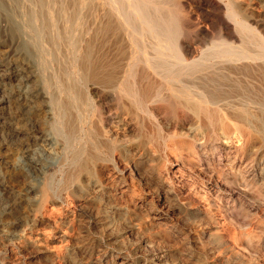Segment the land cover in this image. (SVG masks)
I'll use <instances>...</instances> for the list:
<instances>
[{
  "label": "bare ground",
  "instance_id": "obj_1",
  "mask_svg": "<svg viewBox=\"0 0 264 264\" xmlns=\"http://www.w3.org/2000/svg\"><path fill=\"white\" fill-rule=\"evenodd\" d=\"M78 1L80 4L78 3ZM78 1L77 3L80 6H77L79 7L77 8L78 11L77 9H75L77 11V15H75L76 13L74 14L76 18H73V20L74 19L76 20L78 18V21H80V19L83 18L82 14L84 15V12L92 8V10L96 12L97 25L99 27L103 26L102 29H105L106 31H108V33H110L109 34L110 37L107 36L106 34V36L109 37L108 42L109 41L111 42L113 38H117V37L131 38L134 35V37L135 36L138 37L137 40L140 39L139 41L135 40L137 43L140 41L145 43V44L143 43L144 46L141 45V43H138L141 45V47H144L143 48L144 50L142 49L144 51V54H146L149 51V49H151L153 56L148 57L145 55L144 67L145 65H148V67L152 68L154 72L160 77L159 85L162 87V89L166 88L170 93V96L168 98L165 97L162 99L163 104L160 105L159 110L163 109V111L164 112L166 111L167 113L175 112L174 114L175 116H177V119H178V116L180 118L185 117V115L188 114L187 110H189L191 113H193V115H195V117L199 121H202L201 124L204 123V125H207L208 127H210L211 131L210 130L209 131L212 134V138L214 142L212 149L214 151L212 150L213 152L206 158V161L204 162L202 161L203 156L205 157L207 153L203 143L199 142L194 137H191L190 136L191 132L190 133L183 132L186 135H183V134L177 135L178 139L176 140V145H177V148L179 149L178 153L181 152L180 154H182L184 151L187 150V152L194 154L199 159V162H198L199 164L198 163L197 164L202 168V170L204 169L206 170V172H209V174H211L213 181H214V185L217 187V190H221L220 187L222 186H228L231 188L230 195L234 196L233 200L231 199L230 201H228L230 203L228 202L222 203L221 201L223 200H221L218 203L216 202V198H219L221 196L218 195L217 193V195L215 194L216 198L212 199L213 201L210 206V209L211 210L214 209L213 211H215V209H217V211L218 209H221L219 211H222L223 209L225 213V218L228 219L231 217L230 220L239 227H241L243 224H246L244 223L245 220L244 222H243V219H241L242 221H240L238 220V217H237L238 215H241L244 217V215L247 213V212L246 213L244 212L245 209H243L244 207L239 202H242L240 199L244 197L247 192H249L248 189L249 190L251 189V192H254V190L255 191L259 190L260 192V189L257 188V187H260V183H258L259 186H256V183H254V181L256 179H259L264 182V160H257L258 163L252 173V177H254L255 180L250 179L251 178V177L249 178L250 173L243 172V170L241 169V166L244 163V154L245 152L247 153L246 151L247 148L252 143V140H254L255 135L259 133V131L257 130L258 128L256 129L252 124L253 118L254 119L259 118L260 120L262 119L263 120L262 122L264 123V98H259V99L255 98L256 100H252L253 98H248L247 96H244L247 98H243L245 100H243L242 103L236 104L235 103L236 101L233 103L226 102V105H222L225 107H222L218 105V101L223 98L220 99L221 93L220 94L218 93L219 91L224 90L223 86L226 84V81L228 80V78H231L233 76L232 75L233 73L241 72L243 74V73L252 72L255 74V72H257L258 75H260L261 77L264 76V12L260 13L259 11V13L256 14L255 10L252 12L250 8H248L249 10L248 12H246L247 10L245 9V13L250 14V17L247 16L249 17L248 21L245 22L242 20L245 17L241 15V12L243 11H241L242 9L240 10L239 9L240 7L237 6V0H221V2H218L216 0H200L199 2H195L194 4H195L196 9L200 10L206 18L212 21L215 15L218 17L219 20L221 19V21H223V26L221 24V27H223V34L221 33L222 37L219 40L215 41V43L213 42L214 45H212V48L209 47L210 48L209 52L207 51L200 58L194 59L193 58L194 53L197 52L196 45H194V42L190 40V35H191L190 32H191V29H193L192 27L194 26L193 20H192L193 18L190 12L188 13L190 9L188 11L185 10L186 8L184 7L185 5L184 0H172V1L171 0H78ZM70 5H68V7ZM68 7L66 8V0H0V119L2 121L5 120L6 118H8V120L9 118L11 119L8 122L5 120L7 123L3 121V123L5 124L3 126H0V133L6 136L4 138V141H0V244L1 243L3 244L5 241H8V240L12 241L13 239H18L19 243L24 245V247L25 246H30L34 248L36 247L39 251L43 253H47V254L54 253L57 257H61L64 253V250L62 249L64 247L60 246V243L63 242L62 244L63 246L66 242H67L66 244H68L71 238L73 237V233L66 231V230L65 231L64 230L55 231L56 229L54 230L55 232L52 231L53 232L52 233L50 232L51 230L47 231V230L41 229L40 225L45 220V218H49L51 220L53 219V221L56 224H58V220L59 218H61V215H62L60 210H58L59 207H57V206H60V205H57L58 203H60V199L57 197L58 193L56 191H53L54 189L52 190V187L50 185L51 184L50 179L54 178L52 176L56 177V175L59 173L58 172L56 174L57 170H62V167L64 166L65 148L67 144L65 145L63 141L61 142L60 141L61 139L60 140L58 139L57 134L59 132L62 133L64 131L63 127L66 124L63 125V123L66 120V118L64 120V117L66 115L61 114L63 113L62 110L61 112L60 110H57V108L54 109L55 105L56 104L58 105V100H59L58 98L60 97V95L59 97H57L58 93L54 91L53 89L51 90L52 88L51 81L54 80L56 77L55 63L56 62L59 63L58 59L56 60V57L59 56L58 53L56 54L57 52L56 43H58L57 41H59V39L63 37L64 35L63 33L65 32L66 28L71 27L67 25V23L69 24V21L71 20L70 15H72L67 10ZM71 8L73 9L74 6ZM254 12L255 14H253ZM71 13L73 12L71 11ZM92 14H94L93 11H92ZM223 14L226 18H223L224 16L222 17ZM74 15L73 17H75ZM93 19L94 18H92V20ZM75 20L73 22H75ZM215 23H218V22H215ZM72 27L75 28V26H72ZM200 30H202V28ZM71 31L73 30H71L70 28V31L68 32L71 33ZM203 31L204 32L206 31L205 28H203ZM96 32H98V30H96ZM244 32H246V34L248 32V34H250L252 38L256 39L255 40L257 43L256 47H258L257 49L259 51L252 52L247 49L246 47L247 44L245 45V40L249 38V35L247 34L248 37L246 35L245 37L246 39L244 40V37H243V35H245ZM100 33H97V34L99 35ZM65 37L67 38V36ZM238 37H239V40L237 41L238 43L235 44L234 41ZM100 38L101 37L99 36L98 40H100ZM118 39H121V38H118ZM118 39H117V42H119ZM104 40L106 41V44H107V39H104ZM115 40L116 39H114L113 41L116 43ZM239 41L242 42L241 45H238L240 44ZM114 42H113V45H114ZM77 43H79V46L76 47V50L73 52V56L75 58L74 63H75L76 68L83 69L82 61H84V58H85L84 56L85 55L87 56L88 55L87 53H89V51H92L91 49H93L95 45L93 46L94 42L92 43L90 41V38L88 40H86V38H83L80 42H77ZM98 43L100 44V42ZM119 43L118 44L116 43V44L118 45V47H120V48H117V49H120V51H122L121 50L122 47L123 48L124 46L127 47L126 46L127 44L123 46L121 42L122 44V47H121L119 46ZM123 43L130 44L128 40L127 42H123ZM249 43L251 44V42ZM104 44L105 43L103 42V45L100 44V46H102L103 48ZM111 45L112 44H110V46ZM140 45H137V46L139 47ZM107 46H109V43L107 44ZM99 47H96V48H99ZM111 47H114V46H111ZM116 47L114 50H116ZM141 47L139 48L141 49ZM106 50L108 49L106 48ZM117 51L119 52V50ZM151 51H149V53H151ZM93 53L94 51L92 53H89L91 55L90 56L91 59L89 58L90 60H92ZM97 53L95 52L94 54L97 55ZM139 53L141 54V52ZM103 54L105 55V53ZM141 55L143 56V54ZM100 56L102 57V54ZM117 56H119V54ZM120 56L122 55L120 54ZM88 57L86 59H88ZM120 58H118L117 61H119ZM89 59L88 61H90ZM94 59L95 57H93V60ZM103 61H101V64L103 63ZM108 61L109 63H111L112 62L111 58ZM138 61H136L137 63H135V65L139 64ZM95 62H97L96 59H95ZM91 63L89 64L92 66ZM104 63H107V62H104ZM104 63L102 65H104ZM86 64H88L87 60H86ZM86 64L84 66V69L85 67L87 69L91 67V66L87 67ZM107 66L105 65L106 68ZM109 66H114V64L109 65ZM141 66L143 65L141 64ZM99 67H100V72H101V65ZM105 67H103V69H105ZM108 69L109 71L111 70V68H108ZM114 70L115 68L113 67L112 72ZM206 71H210L213 73V76L211 77V79L207 75L206 76L209 78H207L206 76L204 77L205 79L207 78L210 80L209 83L212 89L210 88L209 91L203 90V89L201 90L198 88V86H197L198 90H195L194 88L195 84L199 82H196L195 84H194V81H191L192 82L191 84L186 83L188 81V80L187 81L185 80L186 75H195L197 74V72H206ZM100 72H98V74H100ZM108 72L106 71L104 74ZM144 73L143 71H141V73H138L136 71L133 72V69H132V73L130 74L128 73L129 77L127 76L128 78H126V80H124L123 82L121 90H123V95L126 97V99L130 100V102H128V104H130V107L134 108L135 106L144 105L146 102H148L153 97L152 93L154 91L152 92V89H153L152 87H154L153 86L154 83L151 85L152 82L150 83V81L147 80ZM114 74L115 72L111 76H113ZM89 75H92V73ZM248 75H247L248 77H253V76H250V74ZM86 77L84 74V77L82 79L86 78L87 80H89L88 73ZM256 77L257 76H255V79L258 80L259 78L257 79ZM98 78H101V76ZM104 79H106V77ZM263 79L264 78L259 79V80H263ZM99 81H100L99 85H101V82L103 83L104 80L101 79ZM99 81H95L92 84L95 85L96 83L97 85ZM106 81H108V76H107ZM109 82H111V80H109ZM111 83H113V81ZM199 84L201 85V83ZM94 85L92 87L89 86L88 88V92L90 93V95L91 94L93 95V93L97 94V91L99 90L101 91V89L98 90V87ZM224 96L226 97V95ZM221 97L223 96L221 95ZM105 99H106L105 94L103 92H100L99 101H97L98 105L101 106L102 104H105L106 103ZM211 99L213 100L212 103L214 106L211 105L212 107L209 108V103L211 102ZM119 100L121 99H118V101ZM158 101L160 100L158 99ZM121 106L123 105L121 104ZM11 107H14V108L16 107L17 112L10 114V117H7L8 115L6 116V114L8 113L9 109L12 110V111L10 110L11 112L9 113L13 112V109ZM157 111L156 113H158ZM183 111L187 112V114H184V116H181L183 115ZM149 113H151V111H149ZM170 116L172 117V115ZM121 126H122L121 128L115 127L117 128L115 130L117 137H119L120 134L125 135L126 133L125 131L126 130L129 131V129H131L127 125H125L124 127L123 125ZM261 126H264V125H261ZM56 127H58V129L60 130L59 131L57 129L59 132L58 131L55 132ZM70 139L73 140L72 137ZM15 140H19V144H14L13 142H15ZM121 152L119 151L118 155L114 159L115 170L114 169L113 170L117 173V176L116 177L114 176L116 173H113V176L116 178L118 184L123 185L122 186L123 188L122 189L120 188L121 190L118 189L119 190V191L117 190L118 192L109 193L108 200L110 201L116 198L119 199V198L125 197L126 194L128 193L127 191L128 190L132 191V187H134L133 186L134 178L132 177V175L127 176L128 173L123 168L124 166L123 167L121 166L122 164L121 156L123 153ZM222 152L226 153L225 155L227 159L225 160L222 159L221 157ZM77 154L76 156L75 155L73 156V159L70 164H73V167L76 171L75 176H74V179L76 180L75 184L76 182L78 183L76 186L79 185L81 190H84V186L86 184L83 186L80 183L81 181L80 177L84 173L85 174L90 173V170H89L90 167L86 161H83L84 159L82 160L83 153L78 154V155ZM230 154H235V157L233 158ZM239 156L241 157L239 158ZM130 157H131L130 159L132 163L137 162L138 158L136 157V154ZM255 158L258 159L257 157ZM73 167L71 166V168ZM69 173L67 172L65 173V175L67 176ZM69 175L68 177L71 178L72 175L71 176ZM68 177L66 178L64 177L65 181L61 180L62 178L60 180L62 182L63 181L66 182V180H71ZM56 178H58V176ZM61 181L60 182L58 181V183H61ZM68 182L69 181H67V184ZM167 183L168 182H166L165 177L159 176L158 178L150 181L149 184H146V187L149 189L151 188L154 189V191L158 195V198H161L162 200L170 202L171 200H173L172 196L175 195L176 192L174 188L171 186V184L168 185ZM54 184L53 186H55ZM64 187H66V185H64ZM70 187H72L71 184L69 188ZM87 188H88V184H87ZM245 188H248V189H245ZM63 191H60V192L58 191V192L61 194V192ZM257 194L258 196L260 195V193H256V195ZM262 195H260V197ZM81 196H84V195H81ZM93 196L92 198H88L85 200L86 202L94 204L96 208L98 209L97 210L98 212L104 213V216H102V218L98 219L96 222V224H99L100 226L102 225L104 226L106 225L105 222H108V220H112L114 218L115 212L108 211L106 207L107 204H103L102 200L101 201L99 200L100 198L97 199ZM142 196H143V193H141V191H137V189L135 190L133 188L132 198L136 200V205H138L139 202H141V200L143 199ZM255 197L256 196L254 195V198ZM262 198H264V196ZM147 199H149L148 203L150 202L151 204L153 201L152 198L147 197ZM231 203L233 206H236V207L238 206V208H236L239 213L237 216H234L233 214H231L232 210H230L229 208ZM169 204L170 205H167L169 211L167 212L166 210L167 212L166 214L168 216H170L171 214H173V212L177 210L179 211L181 210L180 208H177V206H172L173 205L172 202ZM114 210L116 211L117 209H114ZM161 212L162 211H158L153 214L154 218L158 217L160 220V224H158L157 226L158 234H162V232H167L166 227L167 226L169 227V225H166L165 228L162 227L164 226V224H167V223L164 221V218H162ZM198 214L202 215V212L199 211ZM241 216H239V219ZM244 218L247 219L246 217ZM214 222L215 224H217V226H218V223H220L216 219L214 220ZM213 231H215L214 233H216V231H218L217 227H216V230L214 228ZM77 232L79 233V231ZM189 233H191V231H189ZM195 233H196L195 239L197 240V242L204 244L205 232L198 233L196 231ZM245 235H248V236H245ZM245 235L244 236L246 237V240L249 241V243H251L252 245L253 241L255 240V235H258V234L254 235L251 231L250 233H247ZM169 236H171V234ZM73 238H75V236ZM239 238L241 239V237ZM54 240H59L60 243L58 242L59 244L57 245H59L62 248L55 247L56 244L55 245L53 244ZM188 255H191V256H188L185 259L182 258L184 264L192 263V258L194 257L191 253ZM215 262L217 263L218 261L216 260L212 263L216 264ZM212 263L209 262L208 264H212ZM122 264H129V262L126 261V262H123Z\"/></svg>",
  "mask_w": 264,
  "mask_h": 264
},
{
  "label": "rangeland",
  "instance_id": "obj_2",
  "mask_svg": "<svg viewBox=\"0 0 264 264\" xmlns=\"http://www.w3.org/2000/svg\"><path fill=\"white\" fill-rule=\"evenodd\" d=\"M77 1L78 0H74V1L66 0V8L68 7V5L71 4L69 6L70 8L68 7L67 9L70 12V14H72L70 15V18H71V20L69 21L70 25L67 23V25L71 27L66 28L65 32L63 33L64 38L62 37L61 38L62 40L59 39V41H57L58 43H56V49H57L56 54L57 53L59 54V56L56 57V60L58 59L59 63L56 62L57 65L55 63L56 77L55 79L53 78L54 80L51 81V87H52L51 90L53 89L54 91L58 93L57 97H59L60 95V97L58 98L59 99L58 105L56 104L54 109L57 108V110H60V111L62 110L63 113L61 114L66 115L64 117V120L66 118L65 120L66 122L64 121L63 123V125L66 124L65 125L66 127L65 126L63 127L64 129V131L62 132L63 134L59 132L60 130L58 129V127H56L55 129V132L59 130L58 131L59 133L57 132L58 139L59 140L61 139L60 141L61 142L63 141L65 145L67 144L65 148L64 166L62 167V170H57L56 174L58 172L59 173L55 175L56 177L58 176V178H56L55 176H52L56 179L54 178L50 179V182H51L50 185L52 187V190L54 189L53 191H56L58 193L57 197L60 199V203H58L57 205H60V206H57V207H59L58 210H60L62 215H61V218H59L60 221L58 220V224H56L53 221V219L51 220L49 218H45V220L40 225L41 229H44L47 231L51 230L50 232L62 231V230L72 232L73 237L75 236V238L73 237H72L73 239L71 238V240L68 243L69 245L66 244L67 242L66 243L64 242L65 243L64 246L62 245L63 242L60 243L59 240H54L53 244L54 245L56 244L55 247L57 248L64 247L62 248L64 250V253H63L64 256L62 255L61 257H57L54 253H49V254L43 253L39 251L36 247L35 248L30 247V246L24 247V245L19 243L18 239H13L12 241L11 240L5 241L3 244L1 243L2 245L0 244V264H8V263L9 264H122L123 262H126V261L129 262V264H184L183 259L187 258L188 256H191V255H188L190 253L194 257L192 258V263L190 264H208L209 262L212 263L216 260L218 261L217 263L215 262L216 264H264V198H262L264 196L262 195L264 194V182L259 179L255 180V178L252 177L254 168H256V165L258 163L257 160H264V147H263L264 146V126H261V125H264V123L262 122L263 120L262 119L260 120L259 118H255V119L253 118L252 120L253 126L256 129L258 128L257 130L259 131L260 134L258 133L255 135L254 140H252V143L247 148L246 150L247 153L245 152L244 154V163L241 166V169L243 170V172L250 173L249 178L251 177L250 179L255 180L254 183H256V186H259L258 183H260V187H257L260 189V192L257 189L258 191L254 190L255 192L254 193V192H251V189L249 190L248 188H245V189H248L250 193L249 192L247 193H249L250 195L246 193V195L240 199L242 202H239L240 200L238 201L244 207L243 208L245 209L244 212L245 213L247 212L249 214L248 215L246 213L244 215V217H246L247 219H245L241 215H238L239 213L236 209L238 208V206L237 207L233 206L231 203L229 207L230 210H232L231 214H233L234 216L238 215L237 216L238 220L242 221L241 219H243V222L245 220L244 223L246 224H243L241 227H239L230 220L231 217L228 219L225 218V213L223 209H222L223 212L219 211L221 209H218V211L217 209H215V211H213L214 209L213 210L210 209V206L213 201L212 199L216 198L215 196L217 195V193L218 195L221 196L219 198H216V202L218 203L221 200H223L221 201L222 203H227L231 199L233 200L234 196L230 195L231 188L228 186H222L220 187L221 190H217V187L214 185V181H213L211 174H209V172H206V170L204 169L202 170V168L198 165L199 159L194 154L187 152V150L183 152L184 154L183 153L180 154L181 152L178 153L179 149L177 148V145H176V140L178 139L177 135H180V134L186 135L183 132H187V133L191 132L190 133L191 137H194L199 142L203 143L207 153L205 157L203 156L202 161L203 162L206 161V158L214 151L212 149L214 142H213L212 134L210 132L211 131L210 127H208L207 125H204V123L201 124L202 121H199L195 117V115H193V113H191L189 110H187L188 114L187 112L183 111V115L181 116H184V114H187V115H185V117L183 118L182 117L180 118L178 116V119H177V116H175L174 114L175 112L167 113L166 111L164 112L163 109L159 110L160 105L163 104L162 99L165 97L168 98L170 96V93L166 88L162 89V87L159 85L160 77L154 72V70L148 67V65H145L146 69L144 67L145 55L148 57L153 56L151 49H149L151 53H149L148 51L146 54H144V51H143L144 47H141V45L144 46L145 43L140 41L138 43H141V45L138 44L136 41H139L140 39L137 40L138 37L135 36L136 37L135 38L134 35L131 38H127V37L113 38V40L116 39L115 41L117 44L121 40L123 46L127 44L126 46L128 47L127 48L124 46L123 48L120 42L119 46L122 47L121 48L122 51H120V49H117L120 47H118V45L113 40H111V42L110 41L108 42L110 33H108V31H106L105 29H102L103 26L99 27L97 25L96 12L92 10V8L88 10L91 13L86 11L84 12V15L82 14L83 18H81L80 21H78V18H77L76 20L74 19L75 22H73L74 21L73 18H76L75 15H77V11H78L77 8H79L77 6H80L78 5L79 1L78 3ZM199 1L200 0H184L185 3L183 2L185 4L184 5V7L186 8L185 10L188 11L190 9L188 13L190 12L193 18L192 20H193L194 26L192 27L193 29H191V32H190L191 34L190 40H192L194 42V45H196L197 52L194 53V57H193L194 59L200 58L207 51L209 52L210 48H212V45H214L215 41L219 40L222 37L221 33L223 34V27H221V24L223 26V21H221V19L219 20L218 17L215 15L212 21L206 18L203 15V13L200 10L196 9L195 7L194 3L199 2ZM216 1L221 2V0H216ZM72 5L74 6L73 9L71 8L73 7ZM237 6L240 7L239 8L240 10L242 9L241 11L243 12H241V15L245 17L242 20L245 22H247L248 18L250 17V14L245 13V9L247 10L246 12H248L249 10L248 8H250L252 12L255 10L256 14L259 13V11L260 13L264 12V1L263 0H237ZM75 9H77V11ZM70 10L73 13H71ZM92 11L94 14H92ZM253 14H255V12ZM73 15L75 17H73ZM223 16L224 14L222 15V17ZM92 18H94L95 21L94 19L92 20ZM223 18H226V17L224 16ZM215 22H218V23H215ZM72 26H75V28H73ZM70 28L71 30H73L71 31V33L68 32L70 31ZM201 28L202 30H200ZM203 28H205L206 30L205 32L203 31ZM96 30H98V32H96ZM99 31L100 32L102 31L101 33L103 34H101ZM97 33H100V34L98 35ZM106 34L109 37H107ZM244 34L245 35H243V37L245 40L246 39L245 37L248 34V32L247 34L246 32H244ZM248 35H249V38L245 40V45L247 44L246 45L247 49L252 52L259 51L257 49L258 47H256L257 45L255 41L256 39L252 38L250 34ZM65 36H67V38ZM99 36L101 37L100 40H98ZM88 37L90 38V41L92 43L94 42L93 46L95 45L96 47H99L100 44L103 45V42H104L105 47L103 46L102 48V46H100L99 48H96L94 46L95 48L93 47V49L95 50L91 49L92 51H89V53H92L93 51L94 53L98 52L97 55L93 53L92 60H90L91 55L87 53L89 57L88 55L87 56L85 55L84 56L85 58L83 57L84 58V61H82L83 69H78L75 67V63H74L75 58L73 56V52L76 50V47L79 46V43L77 42H80L83 38H86V40H88L89 39ZM118 38H121V39H118ZM104 39H107V44L109 43V46H107L106 41ZM117 39L119 42H117ZM126 39L128 40V42H130L131 45L129 43H125V44L123 43V42H127ZM238 40H239V37L235 39L234 41L235 44L238 43L237 42ZM247 40L251 42V44ZM98 42H100V44ZM113 42H114V45H113ZM110 44H112L111 46H114V47H111ZM241 44L242 42H240V44L238 45H241ZM137 45H140L139 47H141V49ZM110 47L113 49H111ZM115 47H116V50H114ZM106 48L109 51L106 50ZM117 50H119V52ZM139 52H141L143 56ZM100 53L102 54V57L100 56L101 55ZM103 53H105V55ZM118 54L119 56H117ZM120 54L123 57L120 56ZM87 57L88 59L90 58L89 59L90 61L86 59ZM93 57H95L97 62H95V59L93 60ZM110 58H111V61L113 62V63L111 62L112 64L109 63L108 61ZM118 58H120L121 60L119 59V61H117ZM85 59L87 60L88 64H86ZM101 61H103V63L107 62L108 64L104 63V65H102L103 63L101 64ZM136 61H138L140 65L139 64L135 65V63H137ZM89 63H91L92 66ZM85 64L87 67H90V66L91 67L88 69L85 67L84 69ZM113 64L114 66H109ZM141 64L143 66H141ZM100 65H101V72L103 71L102 73L100 72V67H99ZM105 65L106 66L108 65L107 68L105 67ZM96 67H98L99 70ZM103 67H105V69H103ZM113 67L115 68V70L117 68V70L116 71L114 70L112 72ZM108 68H111V70L109 71ZM132 69H133V72L135 71L138 73H141V71H143V73L145 72L144 75L146 76L147 80L150 81V83L152 82L151 85L154 83L153 85L154 87H152L153 88L152 92L154 91L153 92L154 95L152 93L153 97L148 102H146L144 105L135 106L134 108L130 107V104H128L130 100L126 99V97L123 95V90H121L124 80H126V78L129 77L128 75L132 73ZM86 71L88 73V79L90 81L86 79L87 78ZM90 71L93 76L89 75L91 74ZM106 71L107 72L109 71V72L104 74ZM81 72L85 74V77H86L85 79H82L84 77V74ZM98 72H100V74H98ZM114 72L115 74L113 75L114 76L113 77L111 75ZM248 74H250V76H253V77H248L249 76ZM253 74L254 73L252 72L243 73V74L241 72L233 73L232 74L233 76L231 78H228V80L226 81V84L224 85L225 87L223 86L224 90H221L218 93V94L221 93L220 99L223 98L218 101V105L222 106V105H226V102L233 103L235 101H236L235 102L236 104L242 103L243 100H245L243 98H247V97L253 98L252 100H256L255 98H258V99L264 98L263 97L264 96V81H263L264 79L259 80V79L264 78V76L261 77L260 75H258L257 72H255L254 75ZM99 75L101 76V78H98L100 77ZM106 75L108 76V81H106L107 80ZM206 75L209 76L211 79V77L213 76V73L210 71H206V72H197V74L195 75H186L185 80L186 81L188 80V81L187 82L185 81V82L187 84L189 83L191 84L192 83L191 81H194V84L196 82H199L201 83V85L199 83L195 84V87H194L195 90H198L199 88L201 90L203 89V90L209 91L211 88V85L209 83L210 80L207 79L209 77H207ZM104 76L106 77V79H104L105 78ZM205 76L207 77L206 79L204 78ZM255 76H257L256 78L257 79L259 78V79L256 80ZM91 77L92 78L94 77L93 78L94 80ZM97 78L99 80L101 79L104 80L103 83L101 82V85H99L100 81ZM109 80H111V82L113 81V83L109 82ZM95 81H99V83L97 82L98 83L97 85L96 83L95 85L92 84ZM59 82H61L62 84ZM93 85L97 86L98 90L101 89V91L99 90L97 91V94L93 93V95L92 94L90 95V93L88 92V88L89 86L92 87ZM100 92H103L106 98L105 99L106 103L102 104L101 106L98 105L97 103V101H99ZM221 95L223 97H221ZM224 95H226V97ZM244 96H247V97H244ZM118 99H121V100L118 101ZM158 99L160 101H158ZM212 101L213 100L211 99V102L209 103V108L214 106ZM121 104L123 106H121ZM222 107H225V106H222ZM11 108L13 109V112L9 113L12 111L11 109H9L8 113L6 114V116L8 115L7 117H10V114L17 112L16 107L15 108L11 107ZM155 109H157L158 111ZM148 110L151 111V113H149ZM156 111L158 113H156ZM170 115H172V117ZM5 120L8 122L11 119L9 118L8 120V118H6ZM3 121L0 119V126H3L5 124L3 123ZM121 125H123V127L127 125L131 129H129V131L128 130L125 131L127 134L126 133L125 135L120 134V136L117 137L115 133V130L117 128L115 127L121 128L122 127ZM67 135L69 139L72 137L73 140L71 139L69 140ZM5 137H6L5 135L0 133V141H4ZM13 143L19 144V140H15V142ZM74 149L76 150V152L78 150L77 152L78 154L83 153L82 160L84 159L83 161H86L87 164H89V167L91 168V169L89 168V170H90V173L92 174L84 173L80 177V180H81L80 183L83 186L86 184L84 186V190H81L79 185L76 186L78 184L77 182L75 184L76 180L74 179L76 171L73 167V164H70L73 159V156L74 155L76 156L77 154ZM119 151L123 152V153L121 152L122 153L121 166L122 167L124 166L123 168L128 173L127 176L132 175V177L134 178V183H133L134 187H132V191L134 188L135 190L137 189V191H141V193H143V196H142L143 199L141 200V202H139L138 205H136V200L132 198L131 190H128L127 191L128 193L126 192L127 193L125 196L126 198L125 197L119 198V199L116 198V199H113L112 201L108 200L109 193L118 192L119 190L123 188L122 187L123 185L117 183V180L115 178L117 176V173L114 171L115 170L114 159L118 155ZM134 153L136 154V157L138 158L137 160L138 163L137 162L132 163L130 159L131 158L130 156L135 155ZM225 154L226 153L222 152V156H221L222 159L224 160L227 159ZM230 155L233 158L235 157V154H230ZM241 156H239V158ZM255 157H257L258 159H256ZM96 164H98L99 166ZM71 166L73 168H71ZM67 172L68 173L70 172L69 173L70 175L69 174L68 175L69 176L72 175L71 178L68 177V175L67 176L65 175V173ZM113 173H116L114 175L115 177L113 176ZM159 176L165 177L166 182H168L167 184L168 185L171 184V186L174 188L176 192V194L172 196L173 200H171L170 202H167L165 200H162L161 198H158V195L156 194L154 189L152 188L149 189L146 187V184H149L150 181L158 178ZM64 177L65 178L68 177L71 180H66V182H64L65 181ZM60 179L64 181L62 182ZM58 181L59 182L61 181V183H58ZM67 181H69L68 184H67ZM53 184L55 186H53ZM70 184L72 186L70 187L71 189L69 188ZM87 184H88V188L90 189L87 188ZM64 185H66V187H64ZM261 188L263 189V191ZM57 190L59 192L64 190L65 193L63 191L60 194ZM256 193H260V195L262 196L260 197V195L258 196V194L256 195ZM253 194L256 196L255 198ZM81 195H84V196H81ZM92 196L97 199L100 198L99 200L100 201L102 200L103 204H107L106 205L107 210L110 212L111 211L115 212L114 214L115 219L113 218L112 220H108V222H105L106 225L104 226L103 225L100 226L99 224H96L97 220L101 219L102 216H104V213L98 212L97 211L98 209L96 208L94 204L86 202L85 199L92 198ZM147 197L152 198L153 200L151 203L152 205L150 204V202L148 203L149 199H147ZM171 202L173 204V205L171 204L172 206H177V208H180L181 210L180 211L177 210L173 212V214L168 216L166 214L169 211L167 205H170L169 203ZM114 209H117V210L115 211ZM158 211H162L161 216L162 218H164V221L167 223V224H164V226L162 227L165 228L166 225H169V227L168 226L166 227V231L169 233L167 232H162V234L157 233V226L158 224H160V220L158 217L154 218L153 214ZM199 211L202 212V215L198 214ZM239 216H241L240 219H239ZM215 219L218 222H220L218 223V226L214 222ZM216 227L218 231L214 233L215 231L213 230L214 228L216 230ZM77 231H79L80 234ZM189 231H191V233H189ZM196 231L198 233L205 232L204 244L197 242V240L195 239ZM251 231L254 235L258 234V235H255V240L253 241L252 245L251 243H249V241L246 240V237H245V236H248L245 234L250 233ZM210 233L213 235H211ZM170 234L171 236H169ZM239 237H241V239ZM58 242L60 243V246L62 247L57 245L59 244Z\"/></svg>",
  "mask_w": 264,
  "mask_h": 264
}]
</instances>
